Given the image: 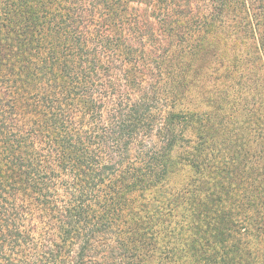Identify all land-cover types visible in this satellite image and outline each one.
I'll list each match as a JSON object with an SVG mask.
<instances>
[{
    "label": "trees",
    "instance_id": "obj_1",
    "mask_svg": "<svg viewBox=\"0 0 264 264\" xmlns=\"http://www.w3.org/2000/svg\"><path fill=\"white\" fill-rule=\"evenodd\" d=\"M256 10L252 0H0V264H152L131 227L174 210L179 197L163 189L203 159L214 170L195 192L206 196L185 210L196 263L264 264V99L246 111L245 141L222 132L238 107H181L208 63L224 68L214 37L257 39ZM252 49L238 77L264 85Z\"/></svg>",
    "mask_w": 264,
    "mask_h": 264
},
{
    "label": "rangeland",
    "instance_id": "obj_2",
    "mask_svg": "<svg viewBox=\"0 0 264 264\" xmlns=\"http://www.w3.org/2000/svg\"><path fill=\"white\" fill-rule=\"evenodd\" d=\"M252 2L256 4L258 10L250 14L259 13L263 15L264 0H252ZM250 14H248V17L245 14L243 16V19L246 17L243 25L247 27V30L252 27L251 21L250 23H246L247 19L250 20ZM258 23L259 25L257 26L255 23L257 35V39L255 40L253 39V34L250 32L247 35L243 33L239 38L231 31H225V34L222 33L214 37V45L218 44L219 47L214 67L220 68V64L224 62V68L219 73H215L208 70V63L206 65L207 69L204 67L202 70V76L195 79L193 85L187 91L181 106L183 110L189 109L197 113L224 108L228 111L229 109L238 107V111L228 117L229 119L226 121L227 127L222 132H226L230 136L237 135L243 141H245V125H243V120L249 116H246V111L254 107L256 103L257 106L260 104V108L263 107L264 85L262 82L258 78H254L252 84L249 86L250 81H246L247 76L243 79L238 77L240 74V64L246 58L249 49L253 48L252 59L255 58L258 61L264 57V22L260 19ZM223 38L225 44L221 42ZM211 61H213L212 58ZM217 91H222L221 97L225 100L224 102L219 99ZM217 119L219 118L217 117ZM215 122L216 119L212 121V123ZM254 127L252 125V128ZM214 139L217 140V137L214 136ZM216 147H213V150L208 153L209 160L213 159L211 157L216 154ZM187 150L188 147L183 144L175 149L172 156L176 158L183 157ZM241 152L240 147L228 148V154L235 158L237 156L243 165L244 158L241 156ZM195 155L202 156L200 151L196 152ZM200 161L201 166L198 172L187 163L182 164L179 171L170 178L163 189V195L167 196L168 199L179 197L173 203L174 210L165 208L161 218L155 220L149 219L146 223L138 222L131 227L133 234H130L129 237L134 243H137L136 245L141 246L143 244L146 250L142 253L148 257L145 260L149 259L152 264H198L196 263L197 254H194L193 251L195 250L192 249L193 246L191 245L198 238L196 237V233L189 227L192 217L185 210L188 206V199L192 197V194L195 193L197 197L196 201L198 200V202L200 199L205 198L207 192L200 190L195 192L198 189L196 184L201 182L200 179H204L205 182L208 181L214 170L207 160L203 159ZM170 212H173L172 216ZM186 225H188V228H186ZM180 226L185 227V232L183 230V233L179 236ZM148 227H152L149 232L146 231ZM196 245L199 247L198 244ZM189 248L193 251H190Z\"/></svg>",
    "mask_w": 264,
    "mask_h": 264
}]
</instances>
